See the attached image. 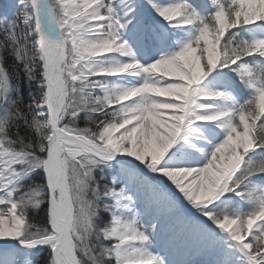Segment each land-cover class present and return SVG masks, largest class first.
<instances>
[{
    "label": "snow or ice",
    "instance_id": "1",
    "mask_svg": "<svg viewBox=\"0 0 264 264\" xmlns=\"http://www.w3.org/2000/svg\"><path fill=\"white\" fill-rule=\"evenodd\" d=\"M0 264H264V0L0 6Z\"/></svg>",
    "mask_w": 264,
    "mask_h": 264
},
{
    "label": "trees",
    "instance_id": "2",
    "mask_svg": "<svg viewBox=\"0 0 264 264\" xmlns=\"http://www.w3.org/2000/svg\"><path fill=\"white\" fill-rule=\"evenodd\" d=\"M11 63H12L11 58H8V61H7V65L6 66H9L10 67ZM10 70H11V68H10ZM14 83H17L19 85V87H20V89H21V91H22V93L24 95V98L27 101V99H28V88L26 86V83H24L22 77L17 78L16 80H14ZM81 126L83 127L82 124H81ZM43 255L46 256L47 253L45 252V253H43ZM35 259L39 262L40 256L38 255L37 257H35Z\"/></svg>",
    "mask_w": 264,
    "mask_h": 264
},
{
    "label": "rangeland",
    "instance_id": "3",
    "mask_svg": "<svg viewBox=\"0 0 264 264\" xmlns=\"http://www.w3.org/2000/svg\"><path fill=\"white\" fill-rule=\"evenodd\" d=\"M7 2H9V0H0V6L5 5ZM81 124L83 125V122H81Z\"/></svg>",
    "mask_w": 264,
    "mask_h": 264
},
{
    "label": "bare ground",
    "instance_id": "4",
    "mask_svg": "<svg viewBox=\"0 0 264 264\" xmlns=\"http://www.w3.org/2000/svg\"><path fill=\"white\" fill-rule=\"evenodd\" d=\"M176 258L179 260L181 257L177 256Z\"/></svg>",
    "mask_w": 264,
    "mask_h": 264
}]
</instances>
